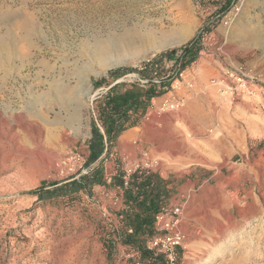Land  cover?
I'll return each instance as SVG.
<instances>
[{"label": "rangeland", "instance_id": "rangeland-1", "mask_svg": "<svg viewBox=\"0 0 264 264\" xmlns=\"http://www.w3.org/2000/svg\"><path fill=\"white\" fill-rule=\"evenodd\" d=\"M0 39L17 44L9 56L20 67L0 73V264L138 262L117 239L122 191L111 182L117 158L134 168L143 152L183 208L177 264H264V0H0ZM190 42L200 51L185 69L179 49L145 75V62ZM118 68L137 71L112 77ZM228 71L251 80L250 92L213 82L234 85ZM153 82L161 94L117 140L106 185L31 193L91 169L102 94Z\"/></svg>", "mask_w": 264, "mask_h": 264}, {"label": "trees", "instance_id": "trees-1", "mask_svg": "<svg viewBox=\"0 0 264 264\" xmlns=\"http://www.w3.org/2000/svg\"><path fill=\"white\" fill-rule=\"evenodd\" d=\"M230 6L226 4L228 9ZM182 49L181 70L194 62L200 51V45L190 42L180 48L168 49L144 63L145 75L153 79V71L165 58L172 59ZM137 71L135 68H118L110 71L114 78ZM125 83L115 84L96 100L98 119L93 121L92 136L88 141L89 154L85 167L91 168L79 178L61 185L55 184L52 189L43 187L32 190L42 200L70 196L81 190L91 194L94 185H106L105 164L111 159L113 148L122 133L128 128L139 125L140 119L147 112L152 98L161 94L153 82L148 89L138 84L121 91ZM112 184L122 191V207L118 212L119 225L115 230L118 241L139 255L140 264H168L164 253L149 249L148 242L156 234L155 220L159 210L169 204L174 188L172 181L151 169L140 167L129 176V185L125 186V170L119 158ZM132 230V232H130ZM115 243V242H114ZM113 243V244H114Z\"/></svg>", "mask_w": 264, "mask_h": 264}, {"label": "built area", "instance_id": "built-area-1", "mask_svg": "<svg viewBox=\"0 0 264 264\" xmlns=\"http://www.w3.org/2000/svg\"><path fill=\"white\" fill-rule=\"evenodd\" d=\"M227 77L233 80L234 85H229L226 78L214 80L213 82L219 86L224 92H229L234 95L250 92V85L252 81L246 76L239 75L234 71L226 72ZM184 105L183 101H177L176 108ZM142 162L137 164L134 168L125 169V186L129 185V176L136 169L143 167L145 169H152L158 161L152 160L147 152L142 153ZM183 208L179 204H168L163 206L156 214L155 228L156 234L153 239L148 242L149 249H157L158 252L164 253L168 264H177L178 252L177 248L183 244L185 234L180 228L181 215ZM132 232V230H130ZM136 253V252H135ZM137 254V253H136ZM132 264H140L135 262Z\"/></svg>", "mask_w": 264, "mask_h": 264}, {"label": "bare ground", "instance_id": "bare-ground-1", "mask_svg": "<svg viewBox=\"0 0 264 264\" xmlns=\"http://www.w3.org/2000/svg\"><path fill=\"white\" fill-rule=\"evenodd\" d=\"M33 25L34 24H32V26ZM25 27H26V31L27 32H31L33 30L32 28H31L32 29L31 30L28 25L25 26ZM33 28H35V26H33ZM16 46H17V44H12V43L9 44L8 42L3 41L2 39H0V50L3 51V52L0 51V73L4 72V76L2 78H6L7 75L10 73L9 70L7 71V69L4 68L5 65H11L10 67L12 69L15 67L16 70H20V67L18 65L15 66V64H12L13 60H11V58L9 56V55H11V53H9V52H15L16 51V48H17ZM105 54H106V50H102L101 52L98 53V57H99V59L101 61H104V63H107V61H106L107 57H106ZM2 90H3V88H2ZM2 93H4V90L2 91ZM2 108H3V106L0 104V114L3 113ZM4 109H5V112L7 114L12 115L14 118H19L20 117V114L18 112H16L15 109L14 110H12L11 108H8V109L4 108ZM127 136L128 135H126V137ZM4 149H5V147H4ZM7 157H8V152L3 150L2 153H1L0 159L3 160V159H6Z\"/></svg>", "mask_w": 264, "mask_h": 264}]
</instances>
